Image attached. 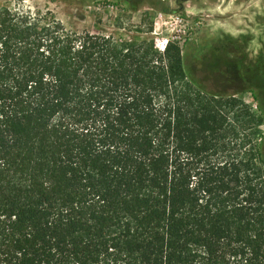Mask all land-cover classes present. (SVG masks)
<instances>
[{"label": "trees", "instance_id": "obj_1", "mask_svg": "<svg viewBox=\"0 0 264 264\" xmlns=\"http://www.w3.org/2000/svg\"><path fill=\"white\" fill-rule=\"evenodd\" d=\"M228 96L176 45L0 7V264H264V145Z\"/></svg>", "mask_w": 264, "mask_h": 264}, {"label": "rangeland", "instance_id": "obj_2", "mask_svg": "<svg viewBox=\"0 0 264 264\" xmlns=\"http://www.w3.org/2000/svg\"><path fill=\"white\" fill-rule=\"evenodd\" d=\"M0 7L54 17L68 30L119 41L139 38L154 47L155 39L174 32L183 37L180 23L200 22L183 50L189 70L206 90L230 95L236 102L230 122L244 125L242 135L264 145V0H0ZM162 13L165 19L159 20ZM214 55L223 59L221 64L232 60V74L208 72ZM237 88L246 90L236 93Z\"/></svg>", "mask_w": 264, "mask_h": 264}, {"label": "built area", "instance_id": "obj_3", "mask_svg": "<svg viewBox=\"0 0 264 264\" xmlns=\"http://www.w3.org/2000/svg\"><path fill=\"white\" fill-rule=\"evenodd\" d=\"M164 19L165 18L163 17V13L160 14L159 20H164ZM180 22L183 23V19L182 18H180ZM157 24L155 23V26ZM188 24L183 25V24L180 23V26L182 28H184V30H183L184 36L183 37L180 36L181 34L177 35L174 32L173 34L169 35V37L166 38V39H155V48H156V50H158L159 52L164 54L166 52L167 47L169 46L170 42H172V43L178 45V47L181 49V51H183L184 47L187 45L188 41H191L194 38L196 30L199 28L201 23L199 22V23H195V24H192V25H190V24L188 25ZM178 32H181V29Z\"/></svg>", "mask_w": 264, "mask_h": 264}]
</instances>
